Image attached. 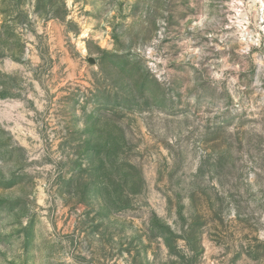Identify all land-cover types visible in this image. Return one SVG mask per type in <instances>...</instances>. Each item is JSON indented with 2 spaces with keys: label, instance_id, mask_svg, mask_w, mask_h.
I'll use <instances>...</instances> for the list:
<instances>
[{
  "label": "rangeland",
  "instance_id": "rangeland-1",
  "mask_svg": "<svg viewBox=\"0 0 264 264\" xmlns=\"http://www.w3.org/2000/svg\"><path fill=\"white\" fill-rule=\"evenodd\" d=\"M0 264H264V0H0Z\"/></svg>",
  "mask_w": 264,
  "mask_h": 264
},
{
  "label": "water",
  "instance_id": "water-1",
  "mask_svg": "<svg viewBox=\"0 0 264 264\" xmlns=\"http://www.w3.org/2000/svg\"><path fill=\"white\" fill-rule=\"evenodd\" d=\"M89 62H90L91 65H94V63H95V61L92 60V59H90Z\"/></svg>",
  "mask_w": 264,
  "mask_h": 264
}]
</instances>
